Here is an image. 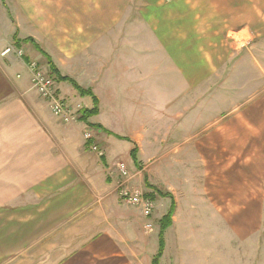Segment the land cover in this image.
<instances>
[{
  "label": "crops",
  "instance_id": "obj_1",
  "mask_svg": "<svg viewBox=\"0 0 264 264\" xmlns=\"http://www.w3.org/2000/svg\"><path fill=\"white\" fill-rule=\"evenodd\" d=\"M3 11L0 264H153L162 246L159 264H187L189 232L204 235L205 248L225 243L252 255L249 242L262 229L264 132L248 128L246 114L211 127L221 119L216 98L235 105L236 85L195 79L203 60L186 32L161 28L163 17L127 21L109 0H6ZM157 51L164 68L151 62ZM32 61L49 74L53 64L60 96L95 114L62 122L33 88ZM87 126L107 156L88 148ZM118 140L165 153L171 177L160 187L146 175L153 193L145 196L165 201L164 216L173 211L162 240V217L112 195L107 164Z\"/></svg>",
  "mask_w": 264,
  "mask_h": 264
},
{
  "label": "rangeland",
  "instance_id": "obj_2",
  "mask_svg": "<svg viewBox=\"0 0 264 264\" xmlns=\"http://www.w3.org/2000/svg\"><path fill=\"white\" fill-rule=\"evenodd\" d=\"M5 3L6 0H0V19L4 18L3 5ZM109 4L123 12L127 21L136 16L140 17L142 21H144L142 18L148 16L165 18L159 21L161 28H169V24H171L174 31L186 32L190 50L195 52L198 60L199 58L203 60L202 69H199L198 72L200 75H197L196 80L205 81V84L213 81L225 84L231 81L236 85L238 101L235 105L229 107L228 104H225L222 95L219 96L220 98H216L218 104L214 105L217 112L215 114L221 119L218 124H212L211 127L223 128L233 116L238 117L240 114H246L250 117L248 128L253 132H260V130L264 132V0H109ZM154 23L159 27L156 20ZM256 23L259 25L253 27L252 25ZM148 25L154 27L151 24ZM246 36H249L251 41L246 42L245 48L236 50L243 47V42L236 41L235 38ZM141 38V42L144 44L145 40L143 37ZM154 57L158 67L167 66L159 51L151 54V62ZM191 60L190 56V62ZM187 62L189 63L188 60ZM195 64L196 61H194ZM206 91L212 93L213 89L210 88ZM225 92L228 95V90ZM217 100L214 101L215 104ZM66 102L75 111L81 108L77 107L78 104L73 106L68 101ZM203 104L205 103L200 105V109ZM96 134L95 132V137ZM163 139H161L162 143ZM262 139L264 140V138ZM116 142L120 145L119 150L118 153L109 155L107 166L110 170H108V176L106 175L114 182L111 189H115V193L112 192L113 196H119L122 199L121 190L129 187L141 190L145 196L151 195L153 192L146 180V175L150 174L151 182L160 185V187L171 177L164 165L165 153H152L149 151L150 147L144 144L138 146L134 142L132 145L121 140ZM97 144L104 151V156H107L105 148L98 142ZM130 148L131 150H129ZM133 149H136V158L132 155ZM251 153L257 154V151L252 148L250 156ZM90 155L87 154V157ZM91 157L93 159L90 157L89 159L94 162L100 160L93 154ZM119 163H126L128 166L130 170L128 179L121 176L117 167ZM262 165H264V160ZM152 168L155 170L154 172ZM253 197L256 198V196ZM153 203L152 214L157 219L162 217L161 222L163 223L169 214L164 216L165 201L156 200L154 202L153 200ZM135 207L139 208L140 206ZM261 219L262 229L255 233L252 236V241L249 242V245H253L251 246V256L245 255L244 257L239 250L232 254L225 243L219 244L218 247L205 248L206 237L202 234L189 232L185 236L189 248L184 250L188 259L187 264H245L244 262L264 264V207ZM170 222L171 220L167 222V225ZM162 230L161 227V240L163 239ZM197 244L201 246L198 247ZM162 251L163 246L156 256H162ZM246 251L249 252V249Z\"/></svg>",
  "mask_w": 264,
  "mask_h": 264
},
{
  "label": "built area",
  "instance_id": "obj_3",
  "mask_svg": "<svg viewBox=\"0 0 264 264\" xmlns=\"http://www.w3.org/2000/svg\"><path fill=\"white\" fill-rule=\"evenodd\" d=\"M249 36L239 39L235 38V40L243 42L242 45L244 47L246 42L251 41L249 40ZM9 51L10 50L7 49L4 53ZM19 54L22 56L23 50H21ZM30 70L32 72L33 88L49 103L52 112L64 123H73L80 120L82 108L75 111L66 100L60 96L55 78L36 61L30 63ZM95 130L96 129L87 126L84 131V138L88 148L99 157H102L105 153L95 140ZM117 167L121 176L128 179L130 170L126 163H119ZM121 197L131 205L140 206L145 217L148 218L152 215V209L154 207L153 200L145 197L141 190L135 187L124 188L121 190ZM146 227L151 229L153 224L149 222L146 224Z\"/></svg>",
  "mask_w": 264,
  "mask_h": 264
},
{
  "label": "trees",
  "instance_id": "obj_4",
  "mask_svg": "<svg viewBox=\"0 0 264 264\" xmlns=\"http://www.w3.org/2000/svg\"><path fill=\"white\" fill-rule=\"evenodd\" d=\"M51 64V63H50ZM50 74L51 75H54L55 76V74H57V70H56V68L53 66V64H51V70H50ZM56 78V77H55ZM57 79V78H56ZM74 83V85L77 87V89L80 91V93L82 94V95H84V94H89L90 93V91H87V90H85V89H82V88H80L75 82H73ZM95 110H87V109H82L81 110V116H80V119H82L83 121H88V119L91 117V116H93L94 114H95ZM137 149V148H136ZM136 149H133V151H132V155L134 156V158H136ZM172 213H173V211H171V212H169V214H168V216L164 219V222L161 224V227L163 228V230H164V228L167 226V222H169L170 221V219H171V216H172ZM165 220H166V223H165ZM159 256H156V258L154 259V264H159Z\"/></svg>",
  "mask_w": 264,
  "mask_h": 264
}]
</instances>
